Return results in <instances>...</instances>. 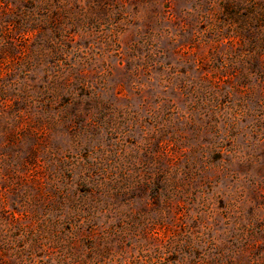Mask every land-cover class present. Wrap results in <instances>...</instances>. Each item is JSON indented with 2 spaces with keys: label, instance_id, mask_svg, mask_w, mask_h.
<instances>
[{
  "label": "rangeland",
  "instance_id": "1",
  "mask_svg": "<svg viewBox=\"0 0 264 264\" xmlns=\"http://www.w3.org/2000/svg\"><path fill=\"white\" fill-rule=\"evenodd\" d=\"M0 264H264V0H0Z\"/></svg>",
  "mask_w": 264,
  "mask_h": 264
}]
</instances>
